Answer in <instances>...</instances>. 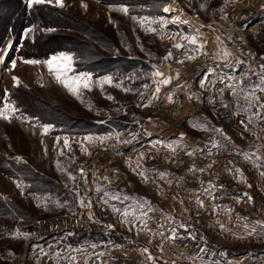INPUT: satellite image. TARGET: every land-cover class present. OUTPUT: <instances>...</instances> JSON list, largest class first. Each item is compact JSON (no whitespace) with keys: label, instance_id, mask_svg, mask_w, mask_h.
Wrapping results in <instances>:
<instances>
[{"label":"rangeland","instance_id":"374dc122","mask_svg":"<svg viewBox=\"0 0 264 264\" xmlns=\"http://www.w3.org/2000/svg\"><path fill=\"white\" fill-rule=\"evenodd\" d=\"M63 3L0 0V264H264V0Z\"/></svg>","mask_w":264,"mask_h":264},{"label":"snow or ice","instance_id":"6c2138e0","mask_svg":"<svg viewBox=\"0 0 264 264\" xmlns=\"http://www.w3.org/2000/svg\"><path fill=\"white\" fill-rule=\"evenodd\" d=\"M53 2L59 7H64L63 0H29L30 5L31 4H43V3L52 4ZM83 6L87 7V5H83ZM117 10L121 11L125 14H127L129 11V9L127 7H120ZM164 11L169 12L170 9L165 8ZM134 19H136V18L134 17ZM139 19H140V23L142 26L145 24L150 25L153 23H160V27L163 28L165 26V24L167 23V22H159L157 20H150L148 17H141ZM171 23H187V21H180L179 17H174L172 19ZM53 30L54 29H49V31H53ZM148 30L156 31L155 28H149ZM32 31H33L32 28L26 29L24 32V36L27 37ZM184 39H187L190 44H197V37L196 36H192L190 38L184 37ZM175 47L181 48V47H183V45L176 44ZM200 47L202 48L203 45H200ZM170 55H171V53H169V56ZM227 55H230V54L225 52V56H227ZM194 58L195 57H189V59H194ZM24 62L28 63V64H39V63H41V61H38V60H25ZM43 63L47 65L49 72L54 74L57 82L62 84L74 96H77L79 98L81 95V89H89V90L91 89L92 77H91L90 73L82 72L79 75H72V76L69 75V73L72 72V65H73V56L71 54L66 53V52H60L56 55L51 56L49 59L43 61ZM15 66H16V61L13 60L12 61V67L15 68ZM260 67H261V70L264 71V65H261ZM154 75L157 77H164V73L159 72V71L155 72ZM178 75L179 74L177 73V78H178ZM171 79H172L171 77H167V78L160 80L159 83L160 84H169L171 82ZM13 80L17 85H19V83H20L19 78L13 77ZM261 82H262V85H264V75L261 76ZM96 83L101 88H103V86L105 84H112L113 83V77L112 76H104L100 80H98ZM116 86L119 87L120 85L117 84ZM145 87H147V85ZM261 90H264V88H262ZM159 91H160V88H159V86H157L156 92L158 93ZM249 97H251L252 101L257 102L261 109H264V103L260 102V97L256 96L254 90L250 91L248 93V95L245 96V99L247 100ZM107 98L113 99L112 96H108ZM169 99L171 100V97H169ZM16 111H17V109L14 106H12L10 104H5L3 106V108H0V118L5 119V120H9L11 118V114L15 113ZM50 128H51V125H44L43 126L44 133L46 134ZM85 139H91V138L85 137ZM64 144H65V146H68V140L67 139H65ZM84 150H86V149H84ZM140 174L142 176L144 175V173H140ZM165 175H166V173H161V177H163ZM105 179H107V177H105ZM145 179H147V177H145ZM17 186L19 187L20 185L18 184ZM114 198H116V197H114ZM81 203H83V201ZM105 203H107V201H105ZM200 203L202 205L203 201H200ZM124 215L127 216L128 213L125 212ZM108 227H112V225H109ZM181 227H184V226L181 225ZM17 234H19V233L17 232ZM172 238L175 239V232L173 233ZM93 247H95V246H93ZM76 251H80V250L77 249ZM144 251L147 252L148 249L145 248ZM99 255L102 256L103 253H100ZM149 258H151V257H149ZM71 264H77V257L76 256L71 257ZM84 264H88L87 259L84 260Z\"/></svg>","mask_w":264,"mask_h":264},{"label":"bare ground","instance_id":"6f19581e","mask_svg":"<svg viewBox=\"0 0 264 264\" xmlns=\"http://www.w3.org/2000/svg\"><path fill=\"white\" fill-rule=\"evenodd\" d=\"M165 8H169L170 11L167 12V13H169V14L171 13V15L168 16V19H167L168 22L172 21V19L174 17H179L180 20L183 19V15L181 14V10H180L179 6L171 4V5H169V6L165 7Z\"/></svg>","mask_w":264,"mask_h":264},{"label":"trees","instance_id":"16d2710c","mask_svg":"<svg viewBox=\"0 0 264 264\" xmlns=\"http://www.w3.org/2000/svg\"><path fill=\"white\" fill-rule=\"evenodd\" d=\"M0 20H2V16H0Z\"/></svg>","mask_w":264,"mask_h":264}]
</instances>
